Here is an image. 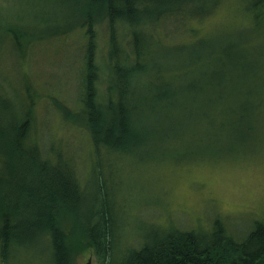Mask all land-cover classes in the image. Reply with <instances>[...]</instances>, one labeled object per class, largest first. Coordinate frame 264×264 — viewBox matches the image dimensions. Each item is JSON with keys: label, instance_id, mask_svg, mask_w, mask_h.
Wrapping results in <instances>:
<instances>
[{"label": "rangeland", "instance_id": "rangeland-1", "mask_svg": "<svg viewBox=\"0 0 264 264\" xmlns=\"http://www.w3.org/2000/svg\"><path fill=\"white\" fill-rule=\"evenodd\" d=\"M85 1L0 0V105H14L12 117L17 119L30 111L33 122L39 121L48 155L66 150L67 160L91 177L96 145L105 141L94 144L83 127L62 118L68 119V105L79 107L84 92L88 39L80 17ZM259 11L250 0H222L209 16L177 10L159 21L156 65L145 61L143 75L130 82L136 97H143L131 118L149 138L127 140L128 149L121 152L117 148L125 140L115 138L117 146L109 145L111 149L101 144L102 162L115 173L111 180L126 247L141 244L153 225L163 229L158 232L171 227L207 231L217 221L242 240L264 221V7ZM256 15L261 21L252 24ZM96 42L107 50V33L98 32ZM197 44L199 52L193 53ZM218 48L225 59L215 62L212 51ZM100 65L97 79L103 93L108 74ZM123 100L134 105L132 94ZM169 101L176 105H167ZM209 105L206 110L222 121L216 126L210 114L197 109ZM9 122L2 110V180L14 179L22 169L5 153L8 134L1 131ZM8 189L0 186V199ZM47 254L30 247L8 261L50 264ZM75 262L100 264L92 245L79 249Z\"/></svg>", "mask_w": 264, "mask_h": 264}, {"label": "trees", "instance_id": "trees-1", "mask_svg": "<svg viewBox=\"0 0 264 264\" xmlns=\"http://www.w3.org/2000/svg\"><path fill=\"white\" fill-rule=\"evenodd\" d=\"M221 1H85L80 17L81 27L85 28L83 36L88 39L83 52L84 92L78 97L79 107L68 105L64 110L68 119L62 118L72 121L73 124L68 123L72 127H83L94 144L102 138L105 143L96 145L92 176L84 177L80 166L67 160L66 150L67 156L62 152L57 157L48 155L38 134L39 121L33 122L30 111L25 110L27 115L17 119L12 117L14 105H0V115L3 110L11 118L1 131L8 134L5 153L22 168L14 179H0V186L9 188L4 199H0L1 264H9L8 259L25 254L30 247L47 252L50 264H76V253L86 245L94 246L100 264H264V221L254 225L242 240L217 221L216 227L207 231L171 227L158 232L163 229L153 225L141 244L126 247L122 243L126 238L119 219L116 186L111 180L115 173L110 174L111 170L102 162L101 144L111 149L110 146H117L115 138L125 140L126 144L117 148L121 152L128 149L127 140L139 142L149 138L131 118L143 97H136L130 82L143 75L145 61L156 65L154 46L159 43L155 30L159 21L169 19L177 10L195 17L209 16ZM250 1L260 15L264 0ZM258 15L252 24L261 21ZM102 30L107 33V50L99 48L96 42V35ZM98 50L103 52L101 63L108 74L103 93L97 79V74L102 72L96 58ZM198 52L197 44L193 53ZM212 56L215 62L224 58L219 48L212 51ZM214 77L220 78L217 72ZM127 94H132L134 105L125 104L123 98ZM169 102L167 105H176ZM227 102L226 99L223 103ZM218 104L219 100L215 105ZM210 106L197 109H202L204 115L210 114L216 126L222 121H217L215 111L206 110ZM39 129L44 134V128L39 125Z\"/></svg>", "mask_w": 264, "mask_h": 264}]
</instances>
